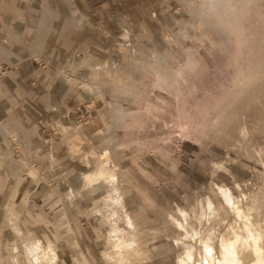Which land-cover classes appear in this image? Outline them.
Here are the masks:
<instances>
[{"label": "rangeland", "instance_id": "374dc122", "mask_svg": "<svg viewBox=\"0 0 264 264\" xmlns=\"http://www.w3.org/2000/svg\"><path fill=\"white\" fill-rule=\"evenodd\" d=\"M43 1L51 10L62 13L56 4L51 6L53 0ZM164 1L166 2L162 7L166 16L165 22L163 21L164 27L157 32L145 28L154 39V45L159 49L162 57H166L174 67L182 64L184 76L188 77V80L184 83L177 72L158 76L144 67L139 69L128 65L127 69L135 78L138 90L134 92L120 90L104 71L105 73L98 74L99 79L104 81L101 86L102 91L98 94L95 88L91 89L90 84L84 81H87L92 72L99 67L96 62L100 60L88 61V63L86 61V67L81 66L80 62L78 65L87 68L88 74L85 79L71 82L68 85L70 88L66 89H72V94L74 93L73 95L77 97V103L86 98H92L93 103L87 106V109H97L100 114L103 110L110 111L113 122L106 123L102 120L103 122H99L97 126L98 122L91 121L81 112L67 123L56 116L53 128L50 129L52 139L46 146L47 151L41 152L37 149L38 152L31 153L26 149H20L19 154L15 156L24 173L33 175L39 182L49 185L50 189L62 188L66 186L65 182L68 180L71 183L76 181L75 186L78 185L72 193L74 196L78 187L82 188L79 193L86 192L83 196L89 199L92 206L89 213L95 215L98 221L94 224L91 233L100 246L96 253L91 254L90 257L87 256L92 261L89 264H110L102 259V252L110 246L107 231L111 226L123 227L121 220L123 211L111 201H107L105 190L101 189L96 193L92 191V194L90 188L81 186L80 180H77V174L80 170H90L92 161L85 164L79 161V157L86 148L99 145L107 137L112 138V131L118 123L124 127L121 133H124L123 141L126 143L120 156L122 159L118 161L115 152L111 147L109 148L119 167L117 175L121 194L124 196V203L134 226L143 227L142 232L155 230L151 241L139 245L143 247V252L148 254L149 258L159 260L164 257L166 260H172L173 256L181 251V246L172 247V239L178 236V229L161 214L175 213L176 205L190 214L206 208L207 197L209 201L211 200L208 204L212 203L215 211L213 216L202 225L203 237L212 234L211 236L216 239L220 233L228 236L233 229L240 228L242 222L236 219L223 204V192L238 200L243 210L251 216L255 227L263 233L260 244L264 251V0L262 3H259L260 0H213L209 10L211 22L230 32V35L225 38L223 36V45L217 43L219 34L215 31L206 30V33H203L198 30L190 19L194 14L189 10H193L190 7L196 6H190L188 0ZM4 2L8 4L7 10L11 13L15 7L38 11L40 10L38 5L41 4L34 2L33 6V0H19L17 6L14 5L15 0L11 1L13 4L5 0L2 4ZM1 9L4 8L1 7ZM70 10L73 12V9L69 8ZM13 18L12 13L10 20L0 25V45L12 50L17 64H13L1 53L0 75L6 68L10 69L12 66L13 70H17L19 63L23 65L32 59L35 65V61L40 65L37 71L44 65L43 61H48L52 55L49 43L41 42L37 49L38 57L31 56L32 53L28 51V47L34 33L30 27L24 30L19 45L11 42L4 43L2 30H6ZM180 19L188 22L182 36L178 35L179 30H177ZM75 22L80 25L86 24L83 19H77ZM94 26H98L99 29H94ZM127 26L129 25L110 24L109 35L112 42L111 50H109L110 57L108 55L110 58L107 63L108 68L113 60V65L121 67L124 64L123 59L119 55L117 57L115 53L119 50L121 39V42H124L125 37L122 36V32ZM137 26L130 25V28L135 30ZM82 27L84 36L88 39L91 31L94 33L104 28L99 22L90 20ZM167 33H171L173 38L171 42L165 40L163 34ZM141 37L142 35H127L125 38L127 47L132 48L137 45V40ZM57 38L58 41L55 40L57 44L54 47L62 52L63 57H75L74 60L78 61L80 52L84 51L82 46L85 44L86 49V43L79 45L78 41L71 42L63 49L58 46L61 42L60 37ZM147 45L152 46L153 43L147 41ZM2 62L5 68L3 73ZM84 63L83 61V65ZM36 75H39V72ZM0 87L6 95V89L1 82ZM49 90L51 91L50 85L46 84L45 93ZM244 90H247L245 98L239 99V93ZM40 100L42 101L40 106L47 111L51 107L54 112L60 114L58 107L49 98ZM92 101L89 100V102ZM123 114L122 122L118 121ZM105 124L111 125L109 132L107 129L96 131L103 128ZM72 126L81 128L89 141H81L78 146L70 143L72 140L63 129ZM242 126L246 127L247 132L244 134L240 131ZM24 129L29 137L36 133V128H30V130L24 125ZM10 139H19L18 134L13 131ZM12 156L13 154H10V158ZM45 159L49 160L50 168L57 166L59 160L71 159L76 162L74 166L77 170L74 171L73 168L70 171L71 176L68 175L70 177L63 175L61 179L55 181L47 177L48 174L44 171L42 162ZM221 187L226 188V191H223ZM61 198H63L62 194ZM115 210L118 213L113 217L112 213ZM175 215L181 218L178 214ZM191 223L194 227L197 226L195 220L192 219ZM17 234L19 238L13 245L14 250L15 248L21 250L24 242L40 240L35 237L39 235L27 233L23 234L22 243L20 241L22 236L19 232ZM161 241L164 242L167 250L163 249L162 244L151 248ZM185 242L192 243L190 238ZM12 248L6 245L4 256L0 257V264H10L12 252L15 253ZM167 251L170 252L167 253ZM6 252H9L7 256ZM166 253L170 257H167ZM81 256L80 260L84 255ZM253 257L250 251L244 252L242 261L245 264ZM75 259L77 258L71 260L72 264ZM135 259V264L141 262ZM56 264L64 263L56 259Z\"/></svg>", "mask_w": 264, "mask_h": 264}, {"label": "crops", "instance_id": "0c3cea01", "mask_svg": "<svg viewBox=\"0 0 264 264\" xmlns=\"http://www.w3.org/2000/svg\"><path fill=\"white\" fill-rule=\"evenodd\" d=\"M3 1L0 0V25H3L4 21L10 20L12 17V13L7 10L9 8L8 4L5 2L2 4ZM5 1L13 4L12 0ZM18 1L15 0V6H17ZM262 1L260 0L259 3H262ZM34 2L40 4L43 0H34L33 6ZM54 4L62 12H59V15L56 16L57 19L63 20V23H61L63 28L60 29L58 34L61 41L58 46L65 49L69 43L78 41L79 45L86 43V49L84 44L82 46L84 51L80 52L78 61H75V57H63L62 52L56 49L57 47H54L49 60L43 61L44 65L37 71L36 69L40 65L37 61H35V65L34 59L27 61L23 65L19 63V66L16 67L17 70H13L12 66L10 69H5L3 68V62L1 63L2 73L5 72L0 75V82L6 89V95L0 87V257L4 256L6 245L12 248L14 243L18 241L17 232L22 236L20 237L21 242L23 241V234L33 233L43 237L46 242L41 237L35 236L43 243H49L53 247L56 258L61 263L72 264L71 260L77 258L74 260V264H89L92 261L88 257L96 253L100 246L91 233L94 224L98 221L95 215L89 213L92 206L89 199L83 196L86 192L79 193L82 188L78 187L76 189L78 191L74 196L71 193L74 192L75 187L69 189L64 186L50 189L49 185L39 182L33 175L24 173L15 156L19 154L18 151L20 149H26L31 153L38 152L37 149L41 152L47 151L48 148L46 146L52 139L50 129L53 128L56 116L64 123H67L71 122L78 115V112H81L94 122L99 123L102 120H105L106 123L113 122L110 111L103 110L102 114H100L97 109H87V106H91L93 103L92 98H86L77 103V97L73 95L74 93L72 94V89H69L68 85L73 81L85 79L86 74H88L87 68L78 65L80 62L82 63L81 66H85L88 60L101 61V59L108 57L112 42L109 35L111 33L109 31L111 30V23L129 25L123 29H127L129 35L133 33L132 35L137 36L136 33H140L138 29L142 30L143 32L139 34L142 37L137 40L138 43L146 39L153 42L154 39L150 37L146 28L157 32L164 27L163 21L165 22L166 16L162 11V7H164L166 2L164 0H53L51 6ZM2 5H4L3 8L5 10L1 9ZM69 8L73 9V12L69 11ZM22 14L25 18L28 15H33L37 19L42 17L39 9L38 11L26 9ZM78 15H81V19L86 23L83 25H87L89 20L91 22H99L100 25L104 26L103 30L100 29V31L94 33L91 31L89 39L86 38L82 30L83 25L75 22L78 19ZM130 25L138 26L133 30ZM211 25L213 26V31L217 34L224 37L230 35L227 29L213 22H211ZM94 29L97 30L99 27L94 26ZM2 31L3 37H6V30ZM3 42L6 43L5 41ZM154 47L157 48L155 45ZM157 50L159 49L157 48ZM65 51L64 53H66ZM10 52H12L11 49L3 48L0 45V54L3 53L6 59L13 64H17L15 55ZM84 55L85 58H82ZM109 57L102 61H109ZM82 59L85 62L84 65ZM7 67H9L8 64ZM178 68L172 69L166 75L158 76H167L177 72L185 83L188 77L184 76L185 71L182 64L178 65ZM3 69L5 70L3 71ZM147 70L153 72L150 69ZM38 72L39 75H36ZM46 84L50 85L51 91L49 90L45 93ZM67 87L69 88L66 89ZM43 98H49L58 107L60 114L56 111L54 112L51 107L47 111L40 106L42 103L40 99ZM89 100L92 102H89ZM121 117V120L118 119L120 122L124 119V114ZM118 118L120 117L118 116ZM3 122L7 124V127L3 126ZM24 125H26L27 129L36 128L35 135L27 136ZM122 129L124 127L118 123L115 130L112 131L113 145L111 149L115 152L118 161L122 159L120 156L126 144L123 141L124 133H121ZM13 131L18 134L19 139H10ZM93 141L96 140L93 139ZM11 150L14 151L12 152ZM60 152L63 153L62 150ZM10 154H13L14 157L10 158ZM75 164L76 162L71 159H64L62 161L59 160L57 166L50 168L48 159L42 162L44 171L48 174L47 177L49 176L55 181L61 179L63 175L71 176L72 173L70 171L73 168L74 171L77 170L76 166H74ZM61 194L63 198H61ZM12 249L14 251V247ZM103 253L104 251L102 256ZM8 254L9 252H6V256ZM12 255L14 254L12 253ZM81 255H84L82 260L79 259L82 257ZM154 260L156 259L154 258ZM9 261L10 264H14L13 256H11Z\"/></svg>", "mask_w": 264, "mask_h": 264}, {"label": "bare ground", "instance_id": "6f19581e", "mask_svg": "<svg viewBox=\"0 0 264 264\" xmlns=\"http://www.w3.org/2000/svg\"><path fill=\"white\" fill-rule=\"evenodd\" d=\"M212 1L213 0H188V2L191 4L190 6H196L194 8L190 7L193 10L189 9L190 12L192 11L194 14L193 17L190 16L192 17L190 19L198 28V30L203 33H206V30H213V26L209 20L210 3ZM43 3L44 4L41 3L38 5L42 16L40 19H37L33 15H28V17L25 18V16L22 14L25 10L15 7L12 10L14 19L11 20L10 25L7 27V34L3 41L19 44V42H21L20 39L24 33V30L26 27H30L34 33L33 37L30 39V44L28 47V51L32 53V57H38L37 49L41 42L49 43L53 49V47L57 44V37L60 29L62 28V24H60L61 22H59L56 17L59 15V13L51 10L44 1ZM80 16L81 15H78V19L82 20V16ZM187 24V21H181V19L178 21V35H183ZM138 31H140V33L143 32L140 29H138ZM136 34L139 35L138 32ZM127 35H129L128 30H123L122 36L126 38ZM125 38L123 40L125 43L121 42L122 39L120 42L118 41L119 50H117L115 53L117 57L119 55L121 59H123L124 64L121 67L116 66V64L113 65L114 60H111L112 63L110 62V66L108 68L107 63L110 60H101L100 62L98 61L96 63L99 65V67H97L96 70L92 72L91 77L87 79V81H84L90 84L91 89L95 88L98 94H100L102 91L101 86H103L104 82L99 79L98 74L104 71H106L114 83L119 86L120 90L134 92L138 90V86L135 78L127 69L128 65H133L139 69L142 67L145 69H150L157 75H166L172 71V69L178 68V64L176 67L170 65L171 63L169 64V60L166 57H162V54H160L157 48L154 47V44L152 46L147 45V41L152 42L151 40H141L138 45L128 48ZM165 40L168 42L173 40L171 33L165 34ZM217 43L221 45L224 44L223 36L219 35ZM52 49H50L51 53ZM82 58H85V55L82 56ZM82 61L84 60L82 59ZM246 91L247 90H244L239 93V99L245 98ZM218 122L219 121H217V123ZM99 124L100 123H97V126ZM3 126L6 127L7 124L3 123ZM110 128L111 125L105 124L103 128L101 127L96 131L98 132L102 129H107V132H109ZM63 130L73 141L70 143H73L75 146L80 145L79 143L81 141L88 140L84 131L81 128H78V126H72L69 128L64 127ZM240 131L242 134L246 133V127L242 126ZM112 142V138L107 137L103 139L99 145H93L88 149L86 148L83 153H80L79 161L85 164H89V162L92 161V168L88 171L80 170L77 174V180L79 179L81 181H79V183H81L83 188L88 187L90 188L91 192L94 191L95 193L101 189L105 190V198L107 201H111L113 205L118 206L123 211V217H121V220L123 221V227L111 226L107 231V240L109 241L110 246H107L103 253V259L106 263L135 264V258H137L141 261L138 264H244L242 261V255L244 252L250 251L254 257L245 264H264V251L260 244V241L263 238V233L255 227V224L253 221H251V216L243 210L238 200L235 197H230L226 192L222 193L223 204L227 206L229 211L233 213L236 219L242 222V226L240 228L236 230L233 229L228 236H226L224 233H220L216 239L211 236L212 234L203 237L201 235L202 225L213 216L215 211L214 205L212 203L208 204V202H211V200L209 201L207 197L208 206L206 205V208H202L200 210L197 209L198 211L192 212L190 214L179 205H176L175 213L167 212L161 214L162 216L167 217V220L170 221V224L178 229L179 234L172 239V247L181 246V251H179L178 254H175L172 260H166L164 257V259L160 258L159 260L149 258V256H147L148 254L143 252V247H140L139 245L141 243H145L146 241H151V237L155 230L150 229L148 231L142 232L143 227L138 226V228H136L134 226V222L125 206L124 196L121 194V188L119 186V179L117 175L119 167L114 161L112 151L109 148L113 145ZM65 183L68 184H66L65 187L69 189L78 186H75L76 181L71 183L66 180ZM222 189L224 191L226 188ZM220 192L221 191L219 190V193ZM117 213L118 212L116 210L113 211L112 216L115 217ZM175 214H178V216L181 218H178ZM192 219L197 222V226H193L191 223ZM188 238L191 239L192 243L185 242V240ZM163 243L164 242L161 241L157 244H154L151 248H156V246L162 244L163 249L167 250ZM14 251L15 253L13 255V260L16 264H56L57 258L53 247L49 243H43L41 240L24 242L21 250L15 248ZM123 251H126L127 253H124ZM168 252L170 251H167V253ZM166 256L170 257L168 254Z\"/></svg>", "mask_w": 264, "mask_h": 264}]
</instances>
